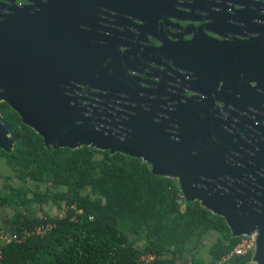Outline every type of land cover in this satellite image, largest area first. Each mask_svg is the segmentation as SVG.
<instances>
[{"label": "flooded vegetation", "instance_id": "flooded-vegetation-1", "mask_svg": "<svg viewBox=\"0 0 264 264\" xmlns=\"http://www.w3.org/2000/svg\"><path fill=\"white\" fill-rule=\"evenodd\" d=\"M14 12L49 22L102 68L147 82L139 94L151 120L170 141L229 164L232 176L214 187L256 188L247 206L260 210L264 0H0V20Z\"/></svg>", "mask_w": 264, "mask_h": 264}, {"label": "trees", "instance_id": "trees-1", "mask_svg": "<svg viewBox=\"0 0 264 264\" xmlns=\"http://www.w3.org/2000/svg\"><path fill=\"white\" fill-rule=\"evenodd\" d=\"M0 120L13 139L10 149L0 147V156L25 184L0 192V206L13 210L11 229L20 232L41 222L37 214L23 213L34 205L58 209L64 201L82 210L70 220L74 209L69 208L42 236L4 245L0 264H142L141 252L154 254L155 264H175L177 254L195 250L210 230L217 237L208 245L209 261L191 262L213 264L237 242L222 216L186 200L175 177L153 173L141 157L86 144L45 145L4 101ZM248 260L239 255L226 263Z\"/></svg>", "mask_w": 264, "mask_h": 264}, {"label": "water", "instance_id": "water-1", "mask_svg": "<svg viewBox=\"0 0 264 264\" xmlns=\"http://www.w3.org/2000/svg\"><path fill=\"white\" fill-rule=\"evenodd\" d=\"M34 18L14 12L0 20V101L45 145L86 144L120 151L149 162L153 173L175 177L181 195L222 216L232 235L255 231L253 260L264 264V203L256 211L247 206L256 188L216 189L213 182L224 174L232 176L234 169L206 156L207 149L200 148L203 153L197 155L187 145L170 141L163 126L151 120L149 98L139 94L149 92L147 82L102 68L88 59L82 45L68 49L49 22ZM12 142L0 120V147L10 149ZM263 193L255 195L259 201Z\"/></svg>", "mask_w": 264, "mask_h": 264}, {"label": "built area", "instance_id": "built-area-1", "mask_svg": "<svg viewBox=\"0 0 264 264\" xmlns=\"http://www.w3.org/2000/svg\"><path fill=\"white\" fill-rule=\"evenodd\" d=\"M69 208L74 209V212L69 216L70 220H77V214L81 213V208L75 206V204H66L64 201L61 202L58 209L53 213L39 214L41 222L35 224L31 228H24L20 232L15 229L5 230L0 227V260L2 254V247L11 242H22L30 235H39L51 231L55 227V221L61 219L67 214ZM91 218V216H89ZM256 247V232L251 231L250 233H243L238 235L237 242L231 249L222 254L218 259L214 260L213 264H224L234 256L249 255L250 264H254L253 254ZM156 256L149 252H141L137 256V260L142 264H154ZM176 264H198V263H176Z\"/></svg>", "mask_w": 264, "mask_h": 264}, {"label": "crops", "instance_id": "crops-1", "mask_svg": "<svg viewBox=\"0 0 264 264\" xmlns=\"http://www.w3.org/2000/svg\"><path fill=\"white\" fill-rule=\"evenodd\" d=\"M182 207L184 208V206H182ZM55 210H56V208H54V207L51 208V207L43 206V208L40 209L37 205H34L30 210L23 209V211H24L23 213L39 215V214H44L45 212H46V214L53 213V212H55ZM12 214H13V210L11 207L5 206V205L0 206V227L1 228L5 229V230L11 229V227L13 225ZM216 237H217L216 232H214L212 230L208 231L199 240V245L197 246V248L195 250L177 254L175 256V264L180 263V262L181 263H193V262H191V259L193 257L199 258L203 262L209 261L208 250H207L208 245H209V243L214 241L216 239ZM249 262H250V258L248 260V264H250ZM226 264H228V263H226ZM254 264H255V262H254Z\"/></svg>", "mask_w": 264, "mask_h": 264}, {"label": "rangeland", "instance_id": "rangeland-1", "mask_svg": "<svg viewBox=\"0 0 264 264\" xmlns=\"http://www.w3.org/2000/svg\"><path fill=\"white\" fill-rule=\"evenodd\" d=\"M9 185L24 186L25 184L13 176L12 172L8 168H6V166L3 162V158L0 156V192H6ZM33 186L35 188H41L42 187V186L38 185L37 183H34ZM43 206H45V205H43ZM47 206L51 207V208L53 207L52 205H47Z\"/></svg>", "mask_w": 264, "mask_h": 264}]
</instances>
